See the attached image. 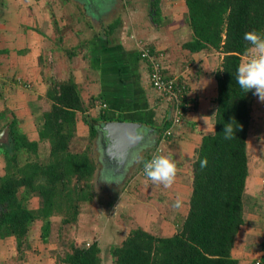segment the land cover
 I'll return each instance as SVG.
<instances>
[{
  "label": "trees",
  "instance_id": "trees-1",
  "mask_svg": "<svg viewBox=\"0 0 264 264\" xmlns=\"http://www.w3.org/2000/svg\"><path fill=\"white\" fill-rule=\"evenodd\" d=\"M159 1L153 0L152 8L157 9ZM184 3L192 39L183 43L181 49L192 54L223 55L220 69L213 73L217 88L215 130L203 135L195 150L188 210L178 232L160 237L133 228L119 245L110 247L113 264H238L231 251L244 225L242 199L249 168L247 137L251 114L250 92L239 87L236 74L249 47L244 34L253 30L264 34V0H184ZM156 14L158 18L159 11ZM48 82L44 97L49 109L40 115V120H35L37 140L32 141L21 132L13 117L5 125L11 148L0 147L6 159L0 175V239L13 238L21 257L34 222H42L41 236L46 241L53 215L60 216L62 225L74 224L80 203L92 199L89 186L82 184L92 179L95 164L88 150L78 153L71 148L79 114H83L82 121L89 128V139L94 138L98 123L110 121L104 109L98 111L97 117L88 118L87 112L94 103L82 99L73 77ZM184 102L185 116L190 108L189 100ZM231 123L234 133L231 139H225L224 126ZM170 126L171 119L161 129L155 128L158 142ZM40 143L49 144L45 159L37 154ZM21 151L25 153L23 160L19 156ZM204 159L207 166L201 168ZM32 198L39 201L36 209L27 206ZM261 249L260 263L264 264V241ZM58 258L60 264H100L101 247L97 240L79 246L71 243L64 256Z\"/></svg>",
  "mask_w": 264,
  "mask_h": 264
},
{
  "label": "crops",
  "instance_id": "crops-1",
  "mask_svg": "<svg viewBox=\"0 0 264 264\" xmlns=\"http://www.w3.org/2000/svg\"><path fill=\"white\" fill-rule=\"evenodd\" d=\"M32 1L0 0V8L9 14L13 12V14L22 13V15H27L28 13H32L25 11V8L29 9L30 6H35V8L40 7L42 12L46 13L49 11L50 14H53L52 9H50L52 8L51 6L55 5L59 7L60 12H58V18L60 19L58 22L55 18L54 20H51V18H49L50 20L47 18L40 20L43 21L41 24L43 26L45 25L47 31L46 34L41 33V35L47 38L49 35H53L54 38H57V46H60L59 43H62L63 37L65 40L64 35L67 31H71L70 33H72L73 38L77 39L78 44H75L74 48H69H72V50L67 49L65 53L70 62L68 67L72 70V77L77 83L82 99H88L89 102H93L98 107L94 116L90 115L92 113L90 111L87 114L91 118H95L98 115L97 113L101 109H104L108 113L111 122H116L117 117H122L124 119L123 122L136 123L142 126L140 129L141 140L139 145L130 149L128 153L124 152L123 156H121L119 152L116 153L112 150V144L106 138L101 127L98 126L94 138L89 139V128L82 121L83 114H79L78 116L76 136L72 145L74 142L79 143L80 140L83 141L85 137H88V141L92 142L91 146L88 144L83 150L87 149L89 151L90 157L95 164V172L92 179L94 180V182L92 181L94 190L99 191L104 187H108L110 190H117L114 188L115 186L111 185V178L116 174L124 175V173L128 177L127 184L125 186L121 185L118 189L120 195L116 196L115 201H108L106 205L118 204L122 209L120 215L126 216V214L134 209L135 205L140 206L144 204L140 199L142 198L141 192H144L149 187V183L156 184L141 174L140 170L158 144L162 147V154H171L173 156L178 165V173L185 172L192 179L191 162L195 150L199 146L202 136L212 134L215 130L214 115L216 104L214 100L217 96V88L213 73L217 69H220L223 55L220 53L192 54L181 49L183 43L192 39V32L188 28L183 27V25L169 22L168 19H175L178 14L187 15L184 0H160L157 9L151 6L153 0H103L102 3H97L99 0H35L34 3ZM104 7L108 9H104ZM95 8H102L104 10L101 12V16L97 14L98 10L94 11ZM157 11H159L158 18L156 17ZM63 14L65 15L62 16ZM54 15L57 16L56 14ZM93 15L97 21H105L108 16L112 15H114V18L111 17L108 23L103 22L99 24L98 22L96 24L93 22ZM2 18L0 16V20ZM54 25H56V31ZM4 28L7 27L5 26ZM33 38H35V35H32L30 30V33L23 34L20 40L28 41L27 44L31 46L33 41H30V39L32 40ZM14 40L9 34L4 39L5 43L8 42L10 44ZM27 44L20 43L14 49V52L17 54L15 59L18 62L19 60H22L23 63L25 62L23 53L28 54L29 52ZM147 46L152 47L154 49L153 51L162 55L164 74L169 77H175L179 82L186 85L187 99L189 100L190 109L186 112L180 125L174 127L170 137L165 138L162 135L159 142L157 141L155 128L161 129L164 123L172 117L170 105L161 99L151 87L148 66L140 57L141 48ZM1 49L2 47L0 46V77L6 78L9 81L2 79L0 83L5 81V83H8V88H11L13 91H15L14 86L16 84L32 89V85L37 84L36 78L31 80L30 71H26L25 68L18 65V62L14 66L11 62L14 58L12 56L6 57ZM244 59L245 57L242 60ZM75 74L82 76L80 82L77 78L75 79ZM27 75L28 78H25ZM84 89H86L85 92L87 94L84 92ZM28 97L29 101L33 103V101L37 102L38 99L40 102L43 95L39 96L41 98L32 95ZM16 98L14 95L15 100ZM254 102L259 105L263 103L255 95ZM96 103H99V105ZM102 103H105V108L102 107ZM249 108L250 114H252L250 96ZM26 109V107L22 106L21 110L18 111V117L23 116L28 118L29 125L32 124L34 127L36 119L33 118V113L35 110L30 111L26 115L23 112ZM102 123L105 122H100L97 125H101ZM251 125L252 122L250 128ZM248 138L249 136L247 137V141ZM0 147L2 146L0 145ZM183 157L186 159L183 162L186 164L185 167H182L180 162ZM134 165L135 169H137L135 172L132 170ZM179 166L183 169H180ZM1 171L3 174V169ZM98 179L102 183L99 182L98 184ZM107 183H110V187L107 186ZM147 184L148 187H146ZM178 188V183L174 181L171 185V190L175 192ZM258 188L260 189L261 187L259 186ZM171 197L176 199L175 194H171ZM173 198L172 200H175ZM30 200L33 203L37 202V207H32V209L39 207L38 199L32 198ZM30 204L32 203L30 202ZM100 204L101 202L99 203V207H101ZM172 205L176 207L174 203ZM245 225L246 222H244L242 228ZM176 232L178 230L174 234ZM127 235L123 236L119 243L109 245L107 249L108 264H113L109 255L110 247L119 245ZM95 239L99 243V240L97 238ZM5 240L12 241V238ZM263 241L264 239H258L249 250L241 245L240 253L238 249L236 250L237 247L235 248L238 240L235 241L231 251L232 258L236 259L238 264H255L258 261L261 262V245ZM235 250L238 251L240 257H235ZM4 252L6 251L0 249V263H5L6 261V258H3ZM103 253L105 252L102 249L100 264H103L104 261Z\"/></svg>",
  "mask_w": 264,
  "mask_h": 264
},
{
  "label": "rangeland",
  "instance_id": "rangeland-1",
  "mask_svg": "<svg viewBox=\"0 0 264 264\" xmlns=\"http://www.w3.org/2000/svg\"><path fill=\"white\" fill-rule=\"evenodd\" d=\"M34 1L35 0L32 2L34 3ZM102 1L103 0H99L97 3H102ZM51 7L52 8L50 9H52L53 15H57H54V18L58 22L60 19L58 18V12H60L59 7H56L55 5ZM106 8L107 7H104V9ZM95 10H98L97 14H100L99 16H101V12L104 11L102 8H95L94 11ZM25 11L27 13L28 11L32 13L22 15V13L13 14V12H11V14H9L4 9L2 10L0 8V16L3 17L0 20V46L6 57L12 56L15 59L17 54L14 52V49L18 47L17 45L20 43H28V41H21L20 38L23 34L30 33L31 30V33L32 35H35V38L32 40L30 39V41H33L31 46L27 44L29 49L28 54L25 52L23 53L25 62L23 63L22 60H19L18 62L16 59L11 60V62L14 66H16L15 64L18 62V65L25 68L26 71H30V79L33 80L36 78L37 84H33L32 89L16 84L14 86L15 91H13L11 88H8V83H5V81L1 82L3 84L0 83V113L3 115L2 120H0V135L5 128V125L8 122H11L13 117H15L17 127H19L20 131L25 133L28 138L33 141L37 140L36 126L33 127L32 124L29 125L30 122L28 121V118L23 116L18 117V111L21 110L22 106L27 108L25 111L23 110L26 115H28L30 111L35 110L33 118L36 119V121L37 119L40 120V115L49 109V102L44 97L45 87H48L50 84L48 80L60 78L55 81H61L72 77V70L68 67L70 62L65 51L70 47L74 48V45L78 44V41L73 38L72 33H70L71 31H67L65 32L66 34L64 33L65 40L63 37L62 43L60 42V46H57V38H54L53 35H49L48 38L41 35V33L46 34L47 31L45 25L43 26L41 24L43 21L40 20L45 18H51L52 20L53 15H51L49 11H47L48 13H44L40 7L35 8V6H30L29 9L25 8ZM64 15L65 14L62 16ZM113 16L114 15L108 16L105 21H97L93 15V22L96 24L98 22L99 24L103 22L108 23ZM176 17L177 18L175 19L170 18L168 21L177 25H183V27L188 28L191 32V29L186 24V15L178 14ZM5 26L7 28H4ZM31 26L32 28L30 29ZM178 28H176V30H178ZM8 34L15 39L12 44L8 42L5 43L4 41ZM69 50H72V48ZM36 59L37 61H35ZM25 78H28V75ZM76 78L79 82L82 80V76L75 74V79ZM2 79L6 80V78L0 77V81H2ZM85 91L86 89H84V92ZM85 93L87 94V92ZM14 95L17 97L16 100L14 99ZM29 95L34 97L43 95V97H39L41 98L40 102L38 99L37 102L33 101V103H31L29 101ZM250 97L252 106V125L247 141L249 168L248 177L246 179V194L244 193L242 199V214L246 225L244 228L241 227L242 229L235 238V241L238 240L235 244V248L237 247L236 250L238 249L239 253L241 252V245L249 250L254 246L253 244L256 243L258 239H264V102L262 105L254 102V94L252 92ZM96 104L99 105V103ZM97 110L98 107L94 105L88 110V112H92L90 115L94 116ZM90 115L88 118L91 117ZM80 138L82 137L80 136ZM2 140L6 141L5 138ZM3 141L1 142L3 143ZM9 141V144L4 143L3 145L6 149L11 148V140ZM91 143L92 142L88 141V137H85L84 140H80L79 143L74 142L71 148L74 151H81L83 148L87 147L88 144L91 146ZM48 147V143H40L37 152L38 156L45 159L48 156ZM84 151L85 150L78 153ZM19 156L23 160L25 153L21 151ZM185 160V157H183L180 161L182 167H185L186 165L183 163ZM5 161V156L0 148V175L2 174L1 170L4 169ZM182 167L179 166L180 169H183ZM132 170L133 172L137 170L135 169V165ZM131 174L133 175V173ZM127 178L128 177L125 173L124 175L116 174L111 178V185L115 186L114 188L117 190H110L108 187H104L99 191L94 190L93 177L88 184H82L84 187L89 186L88 190L92 193V199L80 203V212L76 223L68 226L62 225L60 216L53 215L51 217L50 235L46 241H44L41 236L42 222H34L31 225L26 242L23 245L22 257L16 253L15 240L13 238L12 241L0 239V245H2L0 249L6 251L3 253V258H6V261L5 263L0 264H60L58 263V257L64 256L68 250L69 244L74 243L76 246H79L86 243H92L96 240L95 238L99 240V245L105 252L103 253V264H108L107 249L109 245L119 243L123 236L128 234L133 228L139 227L160 237L174 235V232L181 227L183 219L187 213V205L191 194L190 175L185 172L177 174L175 181L178 183L179 188L178 190L176 189L175 192L171 190V186L165 188L163 185L160 186L159 184L154 185L149 183L148 187L147 184L146 187L148 188L144 190V192H141L142 198H140L144 204L140 206L135 205L134 209L125 216L120 215L122 209L118 204H110L107 206L106 203L108 201H115L116 196L120 195L118 190L119 187L127 184ZM97 181L98 184L99 182L102 183L99 179ZM102 185L104 186V184ZM107 186L110 187V183H107ZM259 186L261 187L260 189L258 188ZM171 194H175L176 199L171 197ZM138 198L136 199L138 200ZM172 198L175 200H172ZM98 201L101 202V207H99L100 202L98 203ZM30 202L32 204H30ZM172 203H174L176 207H174ZM27 206L29 209H32V207L35 208L37 207V202L33 203V201L29 199ZM236 250L234 251L235 257H240Z\"/></svg>",
  "mask_w": 264,
  "mask_h": 264
},
{
  "label": "clouds",
  "instance_id": "clouds-1",
  "mask_svg": "<svg viewBox=\"0 0 264 264\" xmlns=\"http://www.w3.org/2000/svg\"><path fill=\"white\" fill-rule=\"evenodd\" d=\"M244 40L249 44L245 59L238 65L236 82L246 93L252 92L264 102V34L255 30L246 32ZM225 139H231L234 129L231 124L224 126ZM207 160L201 161V168ZM178 165L171 154H156L143 164L144 176L155 184L170 187L178 174Z\"/></svg>",
  "mask_w": 264,
  "mask_h": 264
},
{
  "label": "built area",
  "instance_id": "built-area-1",
  "mask_svg": "<svg viewBox=\"0 0 264 264\" xmlns=\"http://www.w3.org/2000/svg\"><path fill=\"white\" fill-rule=\"evenodd\" d=\"M148 50L146 47L141 48V58L148 66V76L151 87L161 99L170 105L171 109V126L164 131L163 137L168 138L172 135L174 127L180 125L184 117L183 107H187L184 101L187 99V87L179 82L175 77H169L164 74V65L162 55ZM105 108V105H102ZM162 154V147L158 144L151 153L150 160L154 155ZM143 174V166L140 170ZM144 175V174H143ZM255 264H261L259 261Z\"/></svg>",
  "mask_w": 264,
  "mask_h": 264
},
{
  "label": "water",
  "instance_id": "water-1",
  "mask_svg": "<svg viewBox=\"0 0 264 264\" xmlns=\"http://www.w3.org/2000/svg\"><path fill=\"white\" fill-rule=\"evenodd\" d=\"M99 127H101L106 138L112 144V150L116 153L119 152L121 156H123L124 152L128 153L130 149L138 146L141 140L140 129L142 126L136 123L110 121L102 123ZM3 138H5L6 141H3ZM9 140L7 126L0 135V145H4V143L9 144ZM1 141H3V143Z\"/></svg>",
  "mask_w": 264,
  "mask_h": 264
}]
</instances>
